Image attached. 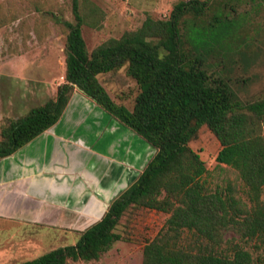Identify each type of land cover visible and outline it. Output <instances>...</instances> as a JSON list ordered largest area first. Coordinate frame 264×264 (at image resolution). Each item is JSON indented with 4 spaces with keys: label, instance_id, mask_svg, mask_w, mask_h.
I'll return each instance as SVG.
<instances>
[{
    "label": "trees",
    "instance_id": "16d2710c",
    "mask_svg": "<svg viewBox=\"0 0 264 264\" xmlns=\"http://www.w3.org/2000/svg\"><path fill=\"white\" fill-rule=\"evenodd\" d=\"M208 4L181 0L168 18L148 15L137 29L89 50L81 0H73L76 20H61L68 29L65 81L44 103L1 126L0 159L55 125L75 87L146 139L156 153L76 244L20 264L98 260L124 238L117 228L133 207L170 214L164 228L144 245L143 264H264V258H255L242 244L256 240L264 246V97L245 102L228 80L215 77L208 66V39L221 42L228 36L227 17H215L206 28L183 31L186 16L201 20ZM123 68L140 89L131 109L122 99H113L99 78ZM204 125L221 143L217 160L239 171L250 204L234 193L208 188L206 162L190 146ZM228 230L240 240H227Z\"/></svg>",
    "mask_w": 264,
    "mask_h": 264
},
{
    "label": "rangeland",
    "instance_id": "374dc122",
    "mask_svg": "<svg viewBox=\"0 0 264 264\" xmlns=\"http://www.w3.org/2000/svg\"><path fill=\"white\" fill-rule=\"evenodd\" d=\"M179 1L81 0L83 34L89 50L137 29L148 15L168 18ZM206 1L209 4L205 15L195 21L188 14L183 31H190L192 26L206 28L215 17H227L231 28L228 36L221 42L207 37L211 41L209 47L201 46L202 50L208 47V66L215 77L228 80L245 102L263 98L264 0ZM62 19L76 20L73 0H0V135L5 122L44 103L53 93L55 82L62 80L68 33ZM99 78L113 99H122L133 108L140 89L126 68L109 75L101 74ZM190 146L206 162L208 171L204 180L210 190L223 189L250 204L248 187L239 171L217 160L221 143L207 125L201 127ZM154 153L155 149L150 147L147 158ZM262 199L264 201V192ZM169 216V213L154 209L130 208L117 228L123 239L116 241L98 260L69 259L67 264H143L144 245L164 228ZM80 237V234L56 226L0 218V251L6 247H22L24 251L23 256L5 264H19L52 249L76 244ZM225 238L240 240L232 230L225 233ZM242 244L255 258H264V246L258 241H243Z\"/></svg>",
    "mask_w": 264,
    "mask_h": 264
},
{
    "label": "crops",
    "instance_id": "0c3cea01",
    "mask_svg": "<svg viewBox=\"0 0 264 264\" xmlns=\"http://www.w3.org/2000/svg\"><path fill=\"white\" fill-rule=\"evenodd\" d=\"M65 73L66 67L50 97L65 81ZM121 123L75 87L55 125L0 159V218L80 235L99 221L156 153ZM150 147L155 153L147 158ZM23 252L22 247H6L0 251V264Z\"/></svg>",
    "mask_w": 264,
    "mask_h": 264
}]
</instances>
